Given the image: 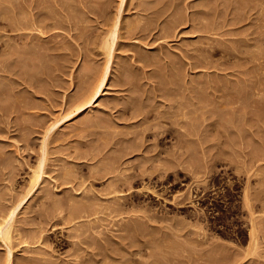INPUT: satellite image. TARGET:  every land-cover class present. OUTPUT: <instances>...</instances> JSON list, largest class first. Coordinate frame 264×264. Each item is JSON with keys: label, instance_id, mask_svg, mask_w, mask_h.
Listing matches in <instances>:
<instances>
[{"label": "rangeland", "instance_id": "rangeland-1", "mask_svg": "<svg viewBox=\"0 0 264 264\" xmlns=\"http://www.w3.org/2000/svg\"><path fill=\"white\" fill-rule=\"evenodd\" d=\"M209 1L0 0L1 218L17 205L0 264H264V68L249 62L264 50L253 38L264 34L263 21L226 24L222 16L218 33L200 31L213 19L200 12ZM18 16L27 27L6 25ZM117 19L108 84L78 110L103 72ZM205 57L208 65L196 67ZM223 84L257 94L226 104L231 94L213 90ZM123 107L163 119L139 124L141 115L128 118ZM154 129L169 135L158 140Z\"/></svg>", "mask_w": 264, "mask_h": 264}, {"label": "bare ground", "instance_id": "bare-ground-1", "mask_svg": "<svg viewBox=\"0 0 264 264\" xmlns=\"http://www.w3.org/2000/svg\"><path fill=\"white\" fill-rule=\"evenodd\" d=\"M145 5V4H144ZM204 5V4H203ZM37 6V5H36ZM35 6V7H36ZM41 6V5H40ZM39 6V7H40ZM145 6H148L147 4L145 5ZM144 6V7H145ZM205 6V5H204ZM206 6H207V10L205 9V10H201L200 12H202V14H204L203 16H205V18L207 19H210V18H213L211 21H209L208 23V25H204L203 24V26L201 27V29H200V31H204V32H217L218 33V31H220L224 26H223V24L222 25H220V23L219 22H217V20L219 19L220 20V18H222V16H223V18L225 17L226 19H224V21L226 20L227 22H226V24H229V22H230V24H232V23H234V24H238L239 22H242V21H245V19H249V18H251V20H253V19H258V20H260V21H263V24H264V0H210L209 2H207V4H206ZM205 6V7H206ZM30 7V6H29ZM143 7V8H144ZM169 7V6H168ZM168 7H166V8H168ZM21 8V7H20ZM42 8V7H41ZM47 8V7H46ZM45 8V9H46ZM146 8V7H145ZM154 8H156V7H154ZM38 9V8H37ZM52 9V8H51ZM121 9V8H120ZM142 9V8H141ZM164 9H165V6H164ZM21 10H22V8H21ZM147 10H149L150 11V9H147ZM155 10V9H154ZM157 10V9H156ZM160 10H161V7H160ZM168 10V9H167ZM22 11H24V10H22ZM31 11H34L33 9L31 10ZM31 11H29V12H31ZM144 11V10H143ZM166 11V10H165ZM26 12V11H25ZM28 12V11H27ZM52 12H53V10H52ZM153 12V11H152ZM155 12V11H154ZM155 13H157V15H159L158 13V11L157 12H155ZM154 13V14H155ZM160 13H162V12H160ZM18 14V13H17ZM153 14V15H154ZM229 14H232V18H227L228 16H229ZM36 15V14H35ZM43 15V14H42ZM156 15V16H157ZM161 15V14H160ZM30 16V15H29ZM33 16V15H32ZM180 16V15H179ZM16 17V16H15ZM21 17H23V16H21ZM118 17V16H117ZM178 17V16H177ZM176 17V20H178V21H180V18H177ZM12 18V17H11ZM24 18V17H23ZM41 18V17H40ZM204 17H203V19H205ZM223 18L221 19V20H223ZM7 19H10V18H7ZM22 19V18H21ZM109 20H112V19H109ZM174 20H175V18H174ZM216 20V21H215ZM218 20V21H219ZM220 20V21H221ZM7 21V20H6ZM9 21V20H8ZM15 21V22H14ZM14 21H13V19H12V22H11V20H10V22H9V24L10 25H8V23H6V25L7 26H11V27H13V28H15V29H22V28H25V27H27L28 26V22H26V21H24V20H19V16H18V21H17V19L15 20L14 19ZM31 21V20H30ZM35 21V20H34ZM122 21V20H121ZM120 21V23H122ZM173 21V20H172ZM178 21H176V22H178ZM213 21V24H210L211 22ZM112 22V21H111ZM130 22H132V21H130ZM129 22V23H130ZM134 22V21H133ZM169 22V21H168ZM201 22H203L202 20H201ZM113 23V22H112ZM120 23H119V20L117 19L115 22H114V25L112 26V28H111V34L112 35H108L109 36V38L107 37H105V39H107V41L105 42L106 43V46H105V43H102V44H104V47H103V49L105 50L106 48V50H108V51H106V52H108L107 54H108V57H107V60H106V64L104 65V68H103V72H102V74L100 75V77H99V79H97V82H95L94 84L95 85H93L92 86V84L89 86V89H91L90 90V92H89V94H88V88H84V90L85 89H87L88 91H85L86 93H87V96H86V94L83 96V93H82V99L81 100H84V101H82V103L80 102V100H79V102H80V104H79V106H77V108H78V110H82V108L83 107H86V106H91V105H93L99 98H100V96L102 95V93H103V91H104V87H106L107 86V84H108V81H109V78H110V73H111V68H112V60H111V56H112V54H111V51H112V46L114 45L113 43L116 41V39H115V37L117 36V33L119 32V28H121L120 27ZM138 23V22H137ZM180 22H178V24H179ZM204 23H205V21H204ZM214 23H216L215 25H214ZM224 23V22H223ZM134 24H136V23H134ZM240 24V23H239ZM238 24V25H239ZM256 24H258V23H256ZM260 24V23H259ZM262 24V22H261V25L264 27V25ZM5 25V24H4ZM34 25V24H33ZM111 25V24H110ZM122 25V24H121ZM130 26V28L128 29V33L129 34H132L133 32H135L136 30H137V28L135 29V25H133V24H129ZM173 25H174V23H173ZM172 25V26H173ZM175 25H177V24H175ZM174 25V26H175ZM225 25V24H224ZM2 26V25H1ZM109 26V25H108ZM140 26V25H139ZM258 26V25H257ZM262 26H259V27H262ZM5 27V26H4ZM239 27V26H238ZM1 28V27H0ZM12 28V29H13ZM170 28V27H169ZM11 29V28H10ZM9 29V30H10ZM14 29V30H15ZM236 29V28H235ZM238 29V28H237ZM140 31H145V30H148V27H146V26H141L140 27V29H139ZM234 30V29H233ZM256 30V29H255ZM120 31H121V29H120ZM235 31H237V30H235ZM108 32H109V30H108ZM151 32V31H150ZM255 33L256 31H252V33ZM257 33V32H256ZM21 34V33H20ZM20 34H18V35H20ZM108 34H110V32L108 33ZM22 35V34H21ZM258 35V36H257ZM261 35H264L263 33L261 34L260 33V31L258 30V34H256V36H254L253 38H256L257 40V43H260L261 42V44L260 45H264V38H263V36H261ZM107 36V35H106ZM110 36H112V38L110 39ZM119 37V36H118ZM250 39H252V38H250ZM227 40V39H226ZM234 41L233 42H236V41H239L240 43L241 42H243L244 44H245V42L244 41H242V40H244V39H236V41H235V39H233ZM103 41H105V40H103ZM238 42V43H239ZM247 43H249V41H246ZM262 42H263V44H262ZM239 43V44H240ZM242 43V44H243ZM255 43V42H254ZM253 43V44H254ZM210 44H213V45H215L214 43H210ZM7 45V44H6ZM48 45V44H47ZM221 46V43H219L218 44V46ZM255 45V44H254ZM212 47L213 48V46L212 45H209V47ZM219 46V47H220ZM242 46V45H241ZM256 46V45H255ZM15 47V46H14ZM37 47V49H38V46H36ZM44 47V46H43ZM47 47V46H46ZM45 47V48H46ZM106 47V48H105ZM211 47H210V49H211ZM234 47V46H233ZM260 47V46H259ZM258 47V48H259ZM19 48V47H18ZM40 48V47H39ZM222 48V47H221ZM262 48V47H261ZM264 48V47H263ZM13 49V48H12ZM23 50H24V48H22ZM36 49V48H35ZM35 49H34V53H36L35 52ZM208 49V48H207ZM210 49H209V52H213L214 50H215V48L214 49H212L211 51H210ZM223 49H226V48H224L223 47ZM230 49V47H228V50H223V52L224 53H226V54H230V55H232L231 53H232V51H231V49ZM234 49V48H233ZM232 49V50H233ZM33 50V49H32ZM48 50V49H47ZM18 51H20L19 49H18ZM39 51H41V50H39ZM39 51H38V53H39ZM255 51V50H254ZM33 52V51H32ZM47 52H49V51H47ZM18 54V53H17ZM25 54V53H24ZM31 54V53H30ZM39 54H41V53H39ZM255 54H257L258 55V57L257 56H254L253 54H252V56L249 58V62H252L253 64H254V66H257V67H260V68H264V50H262L261 51V49H258V50H256V52H255ZM144 55V54H143ZM142 55V56H143ZM26 56V55H25ZM37 56V55H36ZM41 56V55H40ZM48 56H50V55H48ZM205 56V55H204ZM28 57V56H27ZM47 57V56H46ZM24 58V57H23ZM32 58V57H31ZM31 58H30V60H31ZM35 58V57H34ZM141 58V57H140ZM144 58V57H143ZM142 58V59H143ZM146 58V57H145ZM144 58V59H145ZM17 59H19V58H17ZM21 59V58H20ZM29 59V58H28ZM138 59V58H137ZM197 59L198 58H196V61H197ZM208 58H203V59H201V58H199V61H197V62H195V64H196V67H199L200 65H202V64H206V66L208 65V63H206V60H207ZM22 60V59H21ZM27 60V59H26ZM25 60V61H26ZM51 60V59H50ZM28 61V60H27ZM49 61V60H48ZM137 61V60H136ZM140 61V60H139ZM12 62V61H11ZM19 62V61H18ZM21 62V61H20ZM19 62V63H20ZM31 62V61H30ZM37 62V61H36ZM38 62H39V60H38ZM144 62V61H143ZM142 62V63H143ZM171 62V61H170ZM169 62V63H170ZM191 62H193V61H191ZM13 63V62H12ZM42 63V62H41ZM50 63H52V62H50ZM194 63V62H193ZM193 63H192V65L191 66H193ZM26 64H27V62H26ZM29 64V63H28ZM40 64V63H39ZM43 64V63H42ZM191 64V63H190ZM20 65V64H19ZM25 64L23 63V66H24ZM167 65V64H166ZM171 65V64H170ZM170 65H168V66H170ZM199 65V66H198ZM10 66V65H9ZM27 66V65H26ZM25 66V67H26ZM34 66V65H33ZM91 66V65H90ZM161 66V65H160ZM205 66V67H206ZM11 67V66H10ZM19 67H21V69H22V66H19ZM50 67H51V65H50ZM170 67H172V66H170ZM169 67V68H170ZM202 67V66H201ZM204 67V66H203ZM35 68H36V66H35ZM42 68V67H41ZM45 68V67H44ZM47 68V67H46ZM49 68V67H48ZM88 68V67H87ZM91 68V67H90ZM90 68H89V70H90ZM172 68H174V66L172 67ZM8 69H9V67H8ZM19 69V68H18ZM37 69H38V67H37ZM36 69V70H37ZM171 69V68H170ZM35 70V69H34ZM40 70V69H39ZM93 70H95V69H93ZM176 70V69H175ZM9 71V70H8ZM22 71V70H21ZM100 71V70H99ZM167 71V70H166ZM173 71V70H172ZM172 71H171V73H172ZM16 72V71H15ZM34 72H36V71H34ZM33 72V73H34ZM49 72V71H48ZM36 73H38V72H36ZM47 73V72H46ZM80 73V72H79ZM12 74V73H11ZM35 74V73H34ZM40 74V73H39ZM87 74V73H86ZM85 74V75H86ZM14 74H12V76H13ZM16 75V74H15ZM18 75H20L19 73H18ZM18 75H16V76H18ZM49 75V74H48ZM83 75V74H82ZM84 75V76H85ZM158 75V74H157ZM165 75V74H164ZM163 75V76H164ZM29 76V75H28ZM34 76V75H33ZM87 76V75H86ZM96 76V75H95ZM162 76V77H163ZM170 76V75H169ZM18 77H21V79H22V76H18ZM26 77H27V75H26ZM80 77V76H79ZM89 77H91V76H89ZM94 77V76H93ZM93 77H91V78H93ZM158 77V76H157ZM171 77V76H170ZM169 77V78H170ZM41 78V77H40ZM82 79V78H81ZM163 79V78H162ZM23 80V79H22ZM31 80H33L32 78H31ZM29 78H25L24 79V81L26 82L25 84H29L28 86H32V84H33V82L31 81ZM89 80V79H88ZM255 81L254 79H250L249 81L251 82V83H253V81ZM159 81H161V80H159ZM162 81H164V79L162 80ZM171 81V80H170ZM82 82V81H81ZM86 82V81H85ZM20 83V82H19ZM35 83V82H34ZM164 83H166V82H164ZM175 83L177 84L178 82L175 80ZM210 83V82H209ZM208 83V85H210ZM229 82H227V84H228ZM85 84H87V83H85ZM213 84V83H212ZM36 85V84H35ZM34 85V86H35ZM89 85V84H88ZM218 85H219V83H218ZM231 85V84H230ZM240 85V84H239ZM238 85V86H239ZM166 86V85H165ZM190 86V85H189ZM217 86V85H216ZM225 86H226V84H225ZM229 86V85H228ZM233 86H235L234 84H233ZM36 87V86H35ZM93 87V88H92ZM186 87V86H185ZM210 87V86H209ZM241 87V89L238 87V89H232V88H234V87H230V88H228L229 89V91H226V88H224V84H223V88H218V86H217V88L216 87H214L213 88V90H215V93L217 92H221V94H223V95H225V94H229L231 97H230V99L228 100L227 98V100H225L226 101V104H228V103H232V104H234V103H240L241 101H244V100H247V99H250L251 97H253L254 95H256L257 94V92H255V91H247L245 88H242V86H240ZM246 87V86H245ZM193 88H194V86H193ZM212 88V87H211ZM236 88H237V85H236ZM15 89V88H14ZM153 89H155V90H158V91H160V90H162V88H160V86H157V85H155V86H153ZM165 89H166V87H165ZM196 89V88H195ZM197 89H199V88H197ZM194 90V89H193ZM193 90H191V91H193ZM258 90L260 91V89L258 88ZM22 91V90H21ZM39 91V90H38ZM170 91H171V89H170ZM17 92V91H16ZM15 92V93H16ZM194 92V91H193ZM24 93V92H23ZM195 93V92H194ZM204 93V92H203ZM79 94V93H78ZM202 94V93H201ZM258 94H259V92H258ZM22 95V94H21ZM34 95V94H33ZM80 95V94H79ZM78 95V96H79ZM195 95V94H194ZM214 95H216V94H214ZM86 96V97H85ZM218 96H219V94H218ZM222 96V95H221ZM226 96H228V95H226ZM259 96V95H258ZM15 97V96H14ZM85 97V98H84ZM194 97V96H193ZM26 100H27V98H26ZM133 100V99H132ZM217 100V99H216ZM131 101V100H130ZM129 101V102H130ZM224 101V102H225ZM16 102V101H15ZM23 103H24V101H22ZM21 102V103H22ZM32 102V101H31ZM234 102V103H233ZM30 103V102H29ZM35 103V102H34ZM128 103V102H127ZM220 103H221V101H220ZM223 103V102H222ZM12 104V103H11ZM16 104V103H15ZM17 105V104H16ZM16 105H13V106H16ZM20 105H22V106H16L17 108L18 107H20L21 109L23 108V109H25L26 108V104H20ZM31 105V104H30ZM32 105H33V103H32ZM133 105H134V103L132 104V107H133ZM222 105H224L226 108L228 107V105H225V103L224 104H222ZM231 105V104H230ZM229 105V106H230ZM29 106V105H28ZM126 106V105H125ZM232 106V105H231ZM230 106V109L232 108ZM16 107H12L11 108V106H10V108L13 110V111H16ZM172 107V106H171ZM225 107H223V108H225ZM9 108V109H10ZM19 108V109H20ZM33 108V107H32ZM86 108H88V107H86ZM128 108V107H127ZM212 108V107H211ZM216 109H217V107H215ZM131 109H134V108H128V110L125 108V107H123V109H122V111L120 110V112H123L124 114H128V115H130L128 118H136V117H140V115H141V117H140V119H138L139 120V122H137V123H145V122H148L150 119L152 120H156L158 117L160 118H162L163 116H159L158 114L159 113H157V114H150V112H144V111H142V110H137V109H134V110H132V111H130ZM228 109V108H227ZM227 109H225V110H227ZM11 110V111H12ZM28 110H29V108H28ZM177 110V109H176ZM212 110V109H211ZM221 111H222V109H220ZM219 110V111H220ZM241 110V109H240ZM2 111V110H1ZM12 111V112H13ZM19 111V110H18ZM24 111V110H23ZM130 111V112H129ZM179 111V110H178ZM178 111H176L177 113H178ZM209 111V110H208ZM213 111V110H212ZM212 111H211V113H212ZM218 111V110H217ZM219 111H218V113H219ZM229 111V110H228ZM172 112V111H171ZM170 112V113H171ZM175 112V111H174ZM175 112V113H176ZM209 113H210V111H209ZM221 113V112H220ZM162 114V113H161ZM160 114V115H161ZM166 114V113H165ZM173 114V113H172ZM227 114V113H226ZM206 115H207V110H206ZM210 115V114H209ZM219 115V114H218ZM95 116V115H94ZM214 116V115H213ZM98 117V116H97ZM101 117V116H100ZM218 117H220V116H218ZM88 118V117H87ZM226 118V117H225ZM231 118V117H230ZM89 119V118H88ZM163 119V118H162ZM92 120V119H91ZM100 120V119H99ZM86 122V121H85ZM99 124V123H98ZM97 124V125H98ZM102 124H103V121H102ZM149 124V123H148ZM147 124V125H148ZM131 125V124H130ZM132 125H133V123H132ZM107 126V125H106ZM129 126V125H128ZM99 127V126H98ZM144 130V129H143ZM155 130V129H154ZM153 130V131H154ZM239 130V129H238ZM241 130V129H240ZM242 130H243V128H242ZM146 131V130H145ZM239 132V131H238ZM238 132H237V134H238ZM241 132L242 131H240V133L239 134H241ZM242 133H244V130H243V132ZM144 134V133H143ZM149 134H151V132L149 133ZM151 135H155V137L156 138H158V140H163L167 135H169L168 133H167V131L166 130H160L159 129V131H157V130H155ZM244 134H242V135H240V136H243ZM154 137V138H155ZM155 138V139H156ZM142 145V144H141ZM132 147V146H131ZM130 147V148H131ZM178 147H181L179 144H178ZM129 148V149H130ZM132 150H133V147L131 148ZM154 149V148H153ZM257 149V148H256ZM135 150V149H134ZM133 150V151H134ZM160 151V150H159ZM259 151V150H258ZM131 152V151H130ZM257 155V154H256ZM252 157H254V156H252ZM160 159V158H159ZM174 159V158H173ZM179 159H181V158H179ZM178 160V159H177ZM177 160H175V161H177ZM173 162H175L174 160H172ZM171 161V162H172ZM168 162V161H167ZM166 162V165H168V163ZM170 162V161H169ZM180 162H181V160H180ZM177 163H179V162H176V164ZM42 164V163H41ZM123 164V163H122ZM163 166L165 165V162H164V164L163 163H161ZM169 164H171V163H169ZM161 165V166H162ZM40 166V165H39ZM38 166V167H39ZM42 166V165H41ZM162 166V167H163ZM113 167H114V165H113ZM122 167H123V165H122ZM115 168V167H114ZM120 168V167H119ZM43 169V168H42ZM41 169V170H42ZM111 169H112V167H111ZM116 169H117V167H116ZM115 169V170H116ZM163 169V168H162ZM167 169H168V166H166V169H164L163 171L164 172H166L167 171ZM145 170V169H144ZM144 170H142L143 171V173L145 172ZM166 170V171H165ZM113 171H114V169H113ZM34 172V171H33ZM40 168H39V170L34 174L35 176H33V178H39L40 177ZM112 173V172H111ZM99 174H100V172H99ZM150 174V173H149ZM144 176V175H143ZM150 176V175H149ZM33 178H32V180H33ZM34 180H36V179H34ZM33 180V181H34ZM35 182V181H34ZM30 187H31V185H30ZM249 190V188H248V185H246L245 186V189H244V195H245V198L247 199L248 198V196H249V192L250 191H248ZM193 202V201H192ZM247 203H248V201H246ZM249 204V203H248ZM247 204V205H248ZM75 206V205H74ZM16 208H17V205H16V207L13 209V210H11L12 212L9 214V216L7 217V218H1V216H0V218L2 219V220H0V238H1V240L3 239H7V240H9L10 238H12L10 235H11V233L13 232H11V228L14 226V224H13V226H12V220H14L15 221V216L13 217V215H14V213L17 211L16 210ZM76 208V207H75ZM79 208H80V206H79ZM12 209V208H11ZM77 211V210H76ZM87 211V210H86ZM74 212V211H73ZM75 213V212H74ZM80 213V212H79ZM8 214V213H7ZM77 214V213H76ZM72 215V214H71ZM84 215V214H83ZM5 216H7V215H5ZM13 217V218H12ZM97 218H100L99 216L97 217ZM96 221V220H95ZM130 224V223H129ZM128 224V225H129ZM135 224V223H134ZM140 225V224H139ZM126 226V225H125ZM133 226V225H132ZM253 226V225H252ZM128 227V230H129V226H127ZM125 228V227H124ZM139 228V227H138ZM132 229H134V228H132ZM131 229V230H132ZM137 229V228H136ZM143 229V228H142ZM253 229L254 228H252L251 230V233L252 234H254L253 232ZM84 230V229H83ZM82 230V232H83V234H84V232L86 233V230H87V228L85 229V231H83ZM257 230V229H256ZM81 231V230H80ZM79 231V233H81ZM111 231V230H110ZM120 231V230H119ZM137 231V230H136ZM258 231V230H257ZM114 232L115 231H113V235L114 236H116L115 234H117V233H115L114 234ZM138 232V231H137ZM78 233V234H79ZM134 233V232H133ZM139 233H140V231H139ZM139 233H137V234H139ZM250 233V234H251ZM77 234V235H78ZM107 234L108 233H106V237H107ZM109 234H110V236L109 237H107V238H112V237H114V236H112L111 237V232H109ZM119 234H122L121 232L119 233ZM129 234L131 235V233L129 232ZM129 234H126L125 233V235H128L129 237H130V235ZM84 235H86V234H84ZM123 235V234H122ZM259 235V234H258ZM258 235H256L257 237H256V239L255 240H257L258 238H259V236ZM122 237V236H121ZM128 237V238H129ZM254 236L252 235V238H253ZM90 238V237H89ZM120 238V237H119ZM123 238V237H122ZM126 239H127V237H125ZM251 238V243H252V240L254 239H252ZM106 239V238H105ZM11 240V239H10ZM9 240V241H10ZM112 240V239H111ZM254 240V243H256L257 241H255ZM259 240V239H258ZM5 241V240H4ZM88 241V240H87ZM86 240L85 241H83L84 243H86L87 242ZM117 241V240H116ZM89 242H91V243H93L92 242V240H90ZM88 242V244L86 243V245H88L89 246V243ZM113 242V241H112ZM130 243V242H129ZM6 244V243H5ZM8 245V244H7ZM124 245H126V243L124 244ZM129 245V244H128ZM130 245H131V243H130ZM256 246H257V243L255 244ZM107 246V245H106ZM109 249H110V247H109V245L107 246ZM178 247V246H177ZM84 248V247H83ZM82 248V249H83ZM87 247H85L84 249H86ZM102 248V247H101ZM101 248H99V251H97L96 252V249L94 248L93 250H95L94 252H92L91 251V254H93V255H96V254H101V255H103V254H105L106 253V251H107V248H106V250H100ZM10 249V248H9ZM83 249V250H84ZM112 249V248H111ZM251 249H254V248H251ZM116 250V249H115ZM115 250H112L111 251V253H115L114 251ZM257 250V249H256ZM256 250H252L253 251V254H254V251H256ZM85 251V250H84ZM252 251H250V252H252ZM8 252H9V250H8ZM7 252V253H8ZM88 252V251H87ZM11 253V252H10ZM108 253V255H110V253L109 252H107ZM106 253V254H107ZM118 253V252H117ZM88 254H89V252H88ZM87 254V255H88ZM116 254V253H115ZM251 254V253H250ZM249 254V255H250ZM92 255V256H93ZM114 255V254H113ZM248 255V256H249ZM92 256H91V259H92ZM105 256V255H104ZM104 256H103V258H104ZM115 256V255H114ZM8 257H10V256H8V254H7V259H8ZM89 257V256H88ZM94 257V256H93ZM95 257H99L98 255L97 256H95ZM94 257V258H95ZM100 257H102V256H100ZM99 257V258H100ZM109 257V256H108ZM111 257V256H110ZM113 257V256H112ZM116 257V256H115ZM238 257V256H237ZM241 257V256H240ZM90 258V257H89ZM103 258H100V260L101 259H103ZM243 258V257H242ZM7 259H6V261H7ZM11 259H13V258H11ZM106 259H108L107 257H106ZM111 259V258H110ZM113 259H114V257H113ZM232 259V258H231ZM235 259V258H234ZM239 260H240V258H238ZM28 260V259H27ZM26 260V261H27ZM30 260H32V259H30ZM86 260H88V259H86ZM235 260H237V259H235ZM238 260V261H239ZM34 261V260H33ZM89 261H92V262H94V261H98V259L96 260H89ZM102 261V260H101ZM101 261H98V262H101ZM106 261L107 260H105V263H106ZM109 261V260H108ZM108 261H107V263H108ZM9 262V261H8ZM8 262H6L7 264H8ZM29 262V261H28ZM36 262V261H35ZM102 262H104V261H102ZM101 262V263H102ZM13 263V262H12ZM104 263V264H105ZM236 263V262H235ZM27 264V263H26ZM29 264V263H28ZM30 264H31V262H30ZM34 264V263H33Z\"/></svg>", "mask_w": 264, "mask_h": 264}]
</instances>
